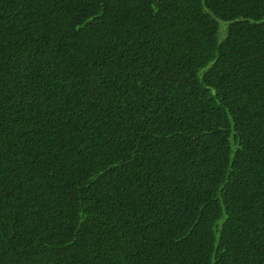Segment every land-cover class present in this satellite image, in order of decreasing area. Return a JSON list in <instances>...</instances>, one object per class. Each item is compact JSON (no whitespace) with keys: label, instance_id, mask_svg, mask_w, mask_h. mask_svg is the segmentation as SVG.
<instances>
[{"label":"trees","instance_id":"obj_1","mask_svg":"<svg viewBox=\"0 0 264 264\" xmlns=\"http://www.w3.org/2000/svg\"><path fill=\"white\" fill-rule=\"evenodd\" d=\"M0 264H264V0H0Z\"/></svg>","mask_w":264,"mask_h":264},{"label":"rangeland","instance_id":"obj_2","mask_svg":"<svg viewBox=\"0 0 264 264\" xmlns=\"http://www.w3.org/2000/svg\"><path fill=\"white\" fill-rule=\"evenodd\" d=\"M235 23V20H222L217 19L218 25V39L219 42H223L229 35L232 24Z\"/></svg>","mask_w":264,"mask_h":264}]
</instances>
